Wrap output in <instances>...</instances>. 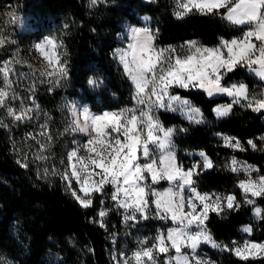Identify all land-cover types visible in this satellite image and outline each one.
<instances>
[{
	"label": "snow or ice",
	"instance_id": "obj_1",
	"mask_svg": "<svg viewBox=\"0 0 264 264\" xmlns=\"http://www.w3.org/2000/svg\"><path fill=\"white\" fill-rule=\"evenodd\" d=\"M101 2L103 0H90V7ZM172 14L176 19L190 15L216 17L240 30L241 35L230 39L220 37L215 46L190 40L179 49L157 48L155 32L158 29L148 24L132 27L126 49L114 53L131 84V106L95 113L87 105L77 108L74 102L70 103L71 121L64 132L82 134L84 139L72 140L73 147L59 160L64 166L62 170L57 171L53 163L51 170L43 167L42 172L37 173L38 178L58 176L82 209L92 208L97 196L101 205L105 199L111 201L112 208L101 207L97 212V222L102 228H107L105 217L110 212H118L121 222L133 229L149 219L171 223V227L158 230L151 237V243L144 237L136 241L134 250L113 251L112 264H210L198 252L202 244L229 252L241 261L264 258V242L233 240L229 247L213 238L207 228L209 214L220 215L225 209L236 211L240 201L235 194L198 190L196 178L201 171L214 167L212 159L204 151L192 153L199 160L185 169L177 159L174 142L177 129L166 127L160 120V113L168 112L179 115L190 125L207 123L202 110L174 89L200 90L209 98L230 97V103L212 109L217 118L229 116L234 105L264 114V89L250 92L243 80L234 83L225 80L230 79V74L244 70L249 78L264 83V0H175ZM8 17L13 29L23 28L40 34L42 21L39 18H17L11 7ZM68 27V24L62 26L65 30ZM15 43L0 29V48ZM33 48L47 64L39 73L43 77L40 83L46 84L47 90L52 92L69 78L68 63L61 51L64 42L55 36L42 35ZM13 59L0 61V109L13 124L30 123L36 118L33 113L39 114V105L30 95V106L25 107L23 99L17 95L13 87L16 76ZM15 63L20 61L16 59ZM101 83L88 80L93 88ZM35 87L33 84L28 91L34 92ZM17 100L19 108L12 106ZM0 127L7 128L8 124L0 119ZM217 135L221 136L225 147L245 150L238 139ZM27 139L38 145L31 153L32 160L46 163L53 142L48 122L39 124L37 132H29ZM260 140L264 142V136ZM247 144L257 149L253 140H248ZM260 150L264 151V147ZM17 164L27 169L28 154L18 159ZM225 167L233 173L245 174L246 179L238 183L243 202L253 206L256 218L264 219V208L257 206L255 199L264 198V175L252 177L259 168L238 161L235 156ZM162 181H166L168 187L157 190L156 185ZM106 188L109 189L107 194ZM241 231L250 236L252 228L245 226ZM112 244H117L115 237ZM161 257H164L162 262ZM0 264H11V261L0 256Z\"/></svg>",
	"mask_w": 264,
	"mask_h": 264
},
{
	"label": "trees",
	"instance_id": "obj_2",
	"mask_svg": "<svg viewBox=\"0 0 264 264\" xmlns=\"http://www.w3.org/2000/svg\"><path fill=\"white\" fill-rule=\"evenodd\" d=\"M10 7L15 9L17 18H39L42 21L40 34L13 29L8 17ZM174 7L175 0H103L92 7L90 0H0V29L16 41L0 48V61L14 57L18 43L30 38L54 35L64 42L61 51L68 63V80L49 92L48 86L40 83L43 77L38 74L34 76L36 87L32 92L39 108L47 114L53 136L52 149L58 160L66 154L72 141L69 133L64 132L71 101L86 103L93 111L131 105V84L114 56L115 48L123 44L126 25L139 24L141 15L149 16L158 29L155 42L161 45H176L188 40L216 45L220 37L229 39L241 35L240 30L216 17L190 15L176 19L172 14ZM64 24H68V29L62 28ZM89 79L102 83L93 88L88 85ZM225 80H243L250 92L264 89V83L249 78L244 70L230 74V79L226 77ZM174 91L192 100L207 121L190 125L179 115L160 113L165 126L185 127L174 136L178 160L187 165L184 150L204 151L214 167L201 171L196 178L198 190L231 192L241 201V191L235 187L240 174L231 172L225 164L233 155L257 165L259 173L264 175V151L251 150L247 144L248 139H253L258 148L261 145L257 135L264 133V114L234 105L229 116L217 118L213 107L231 102L230 97L209 98L200 90ZM216 133L236 137L245 150L225 147ZM12 139L10 132L0 127V256L11 264H112V236L125 233L130 225L123 224L119 215L110 213L105 222L107 228L100 227L96 220L98 201H94L92 208L82 209L58 176L41 179L33 168L20 167ZM156 186L162 187V183ZM255 199L256 205L264 208V198ZM252 209V205L240 202L236 211L225 210L220 215L210 213L207 228L215 240L229 242L245 236L239 228L249 224L252 233L248 237L261 241L264 219L254 218ZM170 224L149 219L135 229L147 234L151 242L158 229ZM207 249L218 264H264V258L241 261L229 252Z\"/></svg>",
	"mask_w": 264,
	"mask_h": 264
},
{
	"label": "rangeland",
	"instance_id": "obj_3",
	"mask_svg": "<svg viewBox=\"0 0 264 264\" xmlns=\"http://www.w3.org/2000/svg\"><path fill=\"white\" fill-rule=\"evenodd\" d=\"M146 1H152V0H146ZM145 16H147V15H141L140 16V23L139 24H128V25L125 26L124 31H123V37H122L123 44L118 46V47H116L115 50H114V53L116 52V50L123 51L124 49H126L127 45L130 43L129 33H130V29L132 27L143 26L145 24H148L154 30H156L155 29V25H154V23L152 22L151 19H149L148 21H144L143 18ZM147 17H149V16H147ZM21 29H23V28H21ZM44 36H48V35H44ZM51 36H54V35H51ZM234 37H238V36H234ZM40 38H30L28 41H26L24 43L19 42L18 43V48H17L18 50L14 53V55H13L14 57L11 58V59L15 58V59H13V66L16 69V76L13 77V80H14L13 87L15 88L17 95L23 99V104H24L25 107L30 106V103H31L29 101L28 97L30 95H32V92H29L28 89L33 85L34 76L38 75L40 73V71H43V70H45L47 68L46 62L43 60L42 57H40V55L33 48V44L36 41H38ZM231 38H233V37H231ZM188 41H190V40H188ZM184 42H186V41H184ZM184 42L176 44V45H174V44H163V45H161V44H157L155 42V45H156L157 48H167L169 46H172V47H176V48L179 49V46L182 45ZM201 45H205V44H201ZM205 46H215V45H205ZM16 59H18L20 61L19 64L15 63ZM5 60H9V59L7 58ZM22 74H24V75H22ZM17 78H19V79H17ZM234 82H237V81H234ZM234 82H228V83H234ZM190 101L193 103L192 100H190ZM73 102L75 103L77 108H79L81 106V104L87 105L86 103H81V102H78V101H71L70 103H73ZM69 104H68V106H69ZM220 104H228V103H219L217 105H220ZM217 105H215L214 107H216ZM12 106L19 108L20 101L17 100V101L12 102ZM127 106H131V105H127ZM195 106H197V105H195ZM123 107H125V106H123ZM104 110H106V109H104ZM107 110H111V109H107ZM90 111L95 112V113H99V112H101L103 110H101V111H93V110L90 109ZM68 113H69V122L66 125V127L70 124V121H71V113H70L69 107H68ZM45 114L46 113L43 112L40 109L39 114H37L35 112L33 113V116L36 117V118L32 122H30V123H21V124H13L12 121H11V118L7 117L3 113V109H0V119H3V122L5 124H8V127L6 129L10 132V134L13 137L12 143H13L17 158L18 159H22L25 154H28L29 167L33 168L37 173L38 172H42L43 167H45V166L49 167V169L51 170V167H52L53 163H55L57 171L62 170L63 167H64L63 165H61L59 163L58 158L55 156V152L52 149V145H51L50 150H49L50 154L46 153V154H49V160L46 163H37V162H34L32 160L31 153H33V152H35L37 150L38 145H36L35 142L27 139V136H28L29 132H32V133L37 132L38 131V125L41 124V123H45L47 121V115L45 116ZM205 120H206V118H205ZM169 126L176 128L177 129L176 132H179L180 129H185L184 126H180V125H176V124H171V125H168L166 127H169ZM217 134L218 133H216V137H218L220 139V141L222 142V144H224L221 136H218ZM220 134H222L224 136L234 137V136L227 135V134H224V133H220ZM69 135L72 137L71 138L72 140L75 139L77 141H82L84 139L82 134L69 133ZM262 136H264V133H261V134L257 135V139L260 140V138ZM234 138L237 139L236 137H234ZM248 140H253V139H248ZM253 142L256 143L254 140H253ZM260 143H261V145L259 146V148L257 146L256 150H260L261 147H264V142H261V140H260ZM72 147H73V145H72V141H71V145L68 148V150L70 148H72ZM249 148L251 150H253L250 145H249ZM200 151H202V150H191V151L184 150L183 152L186 155V157L188 158V160H187L188 164L184 165L182 162H180L179 160L178 161L184 166L185 169H187L188 167H190L192 165L193 162L199 160L198 156H193L191 154L192 153H198ZM232 157H233V155L228 157L226 164L230 162ZM236 159L238 161L246 162L247 164L253 165L256 168H258L257 165L249 163V162L245 161L244 159L237 158V157H236ZM239 174H240V178L235 182V187H237V188H238L239 181L246 179V176H245V174L243 172H240ZM259 175H263V174H261L259 172L258 173L257 172H253L252 173L253 179L257 178ZM161 183H162V187H157L156 186L157 190H163V189H166L168 187V183L166 181H162ZM73 186L75 187V185H73ZM64 188H65V185H64ZM65 190H66V188H65ZM108 191H109V189L106 188L105 193L107 194ZM201 192H217V193H220V194H223V195L233 194L231 192H224L222 190H209V191H201ZM95 200H97L98 203H99L98 210H100L101 207L112 208L111 201H109L107 199H105V203L103 205L100 204V197L99 196H97ZM240 202H243L242 195H241V201ZM257 206H259V205H257ZM98 210H97V212H98ZM225 210H227V209H225ZM110 213H114L116 215H119L120 218H121V215L118 212H110ZM252 215H253L254 218H256L254 213H253V210H252ZM107 217H105V222L107 220ZM96 220H97V216H96ZM171 226L172 225L170 224L167 227H171ZM243 227H245V226H241L239 228L240 231H241V229ZM158 230H161V229H158ZM114 237H115V239L117 241V244L116 245L112 244V247L110 249V257H111V254L113 253V251H117L118 252L120 250H125V251L134 250L136 248V241L138 239H142L144 237H148V235L147 234H141V233H139L138 230L131 229V227L129 226L128 228H126L125 233H123L121 235H113L112 236V240H113ZM244 239H250V238L246 234L245 236H243V237H241L239 239L233 238L229 242L217 241V240L216 241L218 243L222 244V245H229V247H231L232 246L231 242L233 240L237 241V243H242ZM250 240L254 241V242H264V239L261 240V241H255V240H252V239H250ZM149 243H151V242H149ZM207 248L213 249L209 245L202 244L200 249L198 250L199 254L204 259H207L208 261H210V264H211V262H214V264H218L214 259H212L210 257ZM214 250L221 251L219 249H214ZM163 259H164V257H161V261H163Z\"/></svg>",
	"mask_w": 264,
	"mask_h": 264
},
{
	"label": "crops",
	"instance_id": "obj_4",
	"mask_svg": "<svg viewBox=\"0 0 264 264\" xmlns=\"http://www.w3.org/2000/svg\"><path fill=\"white\" fill-rule=\"evenodd\" d=\"M242 226H250L249 224H243Z\"/></svg>",
	"mask_w": 264,
	"mask_h": 264
}]
</instances>
